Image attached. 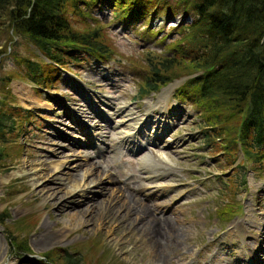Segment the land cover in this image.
I'll list each match as a JSON object with an SVG mask.
<instances>
[{
  "label": "rangeland",
  "instance_id": "rangeland-1",
  "mask_svg": "<svg viewBox=\"0 0 264 264\" xmlns=\"http://www.w3.org/2000/svg\"><path fill=\"white\" fill-rule=\"evenodd\" d=\"M93 6L89 15L107 21L113 59L84 56L76 65L60 67L51 89L35 92L18 77L0 87V96H12L6 100L9 104L33 115L13 145L0 140L2 154L7 153L0 159V264H24L27 253L31 254L27 258L46 255L54 264H63L65 253L77 264H251L252 258L264 264V161L257 174L256 165L244 161L239 152L231 162L216 148L214 142L219 141L204 143L199 107L188 96L175 97V86L160 107L147 109L158 93L139 96L147 72L142 50L168 54L178 38L175 24L191 20L192 14L176 12L167 19L159 11L120 23L111 21L107 6ZM5 26L6 20L0 18V75L15 66L8 51L29 53L21 37L9 41ZM18 86L31 91L35 102L25 104L15 92ZM149 101L152 104L146 107ZM104 102L129 113L124 119L146 115L153 122L155 138L147 120H140L138 136L144 139L139 150L129 154L126 144L118 143L120 134L114 127L122 115H106L110 107ZM93 139L97 145L92 148ZM37 161L66 165L84 161L79 168H89L91 176L95 172L93 184H100L93 192L65 194L64 168L32 184L26 166ZM15 171L16 176L3 180ZM72 175L77 178L76 172ZM117 189L132 195L129 203ZM100 190L111 195L99 194ZM100 195L105 196L102 201ZM88 197L100 202L89 207ZM140 207L176 228L171 242L162 240V231L171 229L157 224L152 228L135 213ZM234 225L238 232L231 237ZM45 232L50 240L42 245L40 235Z\"/></svg>",
  "mask_w": 264,
  "mask_h": 264
},
{
  "label": "trees",
  "instance_id": "trees-1",
  "mask_svg": "<svg viewBox=\"0 0 264 264\" xmlns=\"http://www.w3.org/2000/svg\"><path fill=\"white\" fill-rule=\"evenodd\" d=\"M106 3L111 21L120 23L159 11L167 19L176 12L192 14L189 23L176 26L178 38L167 55L142 50L147 72L139 96L172 79L196 74L174 95L188 96L199 107L204 143L219 141L214 142L216 148L231 162L239 150L259 174L264 161V0H0V18L6 20L9 41L21 37L29 52L20 56L8 51L15 66L0 75V87L18 77L35 85L36 91L51 89L60 67L76 65L86 55L113 59L107 22L89 15L93 4ZM7 99L12 96H0V140L13 145L33 115ZM12 135L13 139L8 137ZM2 151L0 159L7 156ZM65 254L63 264H77Z\"/></svg>",
  "mask_w": 264,
  "mask_h": 264
},
{
  "label": "bare ground",
  "instance_id": "bare-ground-1",
  "mask_svg": "<svg viewBox=\"0 0 264 264\" xmlns=\"http://www.w3.org/2000/svg\"><path fill=\"white\" fill-rule=\"evenodd\" d=\"M15 92L16 93H19L22 97H24V99H22L21 98V100L23 101V102H25V101H29L30 103H34L35 102V98H33L34 97V94L32 95V93H31V91H29L28 89H26L25 88V86H18V87H16L15 88ZM163 94L164 93H160L159 94V96H158V100H156L155 101V103H153V105L152 106H158V105H160L161 106V104L163 103ZM33 97H32V96ZM165 97V96H164ZM33 98V99H32ZM30 103H27L28 105H30ZM25 104H26V102H25ZM104 104H108L107 102H105ZM150 104H152V103H150ZM26 106V107H28V108H30V106ZM149 106H151V105H149ZM159 106V107H160ZM112 110V112L109 110V112H107L106 111V115H108V114H110V115H112V114H119V115H122V116H120L118 119H117V122H115V128L117 129V133L118 134H120V136L118 137V139H120V140H118V143H122V142H126L127 143V145L129 146V148L130 147H135V146H138V144L140 145V143H141V140L142 139H144V137L143 138H140L139 136H138V131H136V125H137V120L136 121H134V120H132V118H127V119H124L125 117H127V115H129V113H125L123 110H122V108H116L115 107V109L114 108H112L111 109ZM127 111V110H126ZM140 122V121H139ZM154 126H153V124H150V126H149V130H150V132L153 134L152 136H153V139L155 138V134L156 133H153L154 132ZM142 134V133H141ZM140 134V135H141ZM156 137H158L159 138V136H156ZM139 139V140H138ZM91 143H93L92 145H97V141L95 140V139H93L92 141H91ZM85 156V155H84ZM144 162V161H143ZM143 162H141L140 164H142ZM150 162V161H149ZM145 163V162H144ZM52 165V167L49 169V167L47 166V165ZM84 164V161L83 162H81V163H77V164H75V165H71V164H64V163H62V164H60V163H55V164H53L52 162H48V163H46L45 161H37V162H35V163H30V164H28L27 166H26V169L28 170V172H29V175H30V178H31V180L33 181L32 182V184H39V183H41L43 180H45V179H47V177L51 174V173H53V172H57V171H60V168H64V169H66V170H64L62 173L64 174V175H66L65 176V179H66V186H67V184H68V188L65 190V194H73L74 192L75 193H78V192H82V191H85L86 189H89L90 191L91 190H94V188L95 187H98L97 186V184H100V183H97V184H93L94 183V181H92L93 179V176L95 175V172L92 174L93 176H91V171L92 170H89V168L87 169V168H79L80 167V165H83ZM144 165V164H143ZM143 165H140V166H143ZM146 166V165H145ZM87 167V166H86ZM89 167V166H88ZM144 168V167H143ZM148 168V167H147ZM147 168H145V169H147ZM70 170V171H69ZM74 172H76L77 173V178H75V177H73V173ZM19 172H12V173H10V174H8L5 178H3V180L4 179H6V178H8V177H14V176H16L17 174H18ZM147 176V175H146ZM99 179V178H98ZM103 179V178H102ZM108 180H109V178H108ZM97 182H99V181H97ZM95 186V187H94ZM94 187V188H93ZM116 191V190H115ZM117 191H119L120 193V195L123 197V199H125L124 201L127 203H129V196H131L132 197V195L130 194V193H128V192H122V191H120L119 189H117ZM124 191H125V189H124ZM54 191H52L51 193H48L49 195H51L52 193H53ZM91 192H93V191H91ZM110 192H112V191H110ZM101 193H103L104 194V192H103V190H100L99 191V194H101ZM114 194H115V192H113ZM54 194V193H53ZM105 195V194H104ZM111 194L110 193H108V195L106 194L105 196L106 197H109ZM101 196V195H100ZM105 196H101V197H99L100 199V201H102L103 199H104V197ZM112 197V196H111ZM121 197V198H122ZM108 199V198H107ZM87 202H86V204L85 205H88L89 207L91 206V205H96V204H98V203H94L93 201L92 202H90V200H91V197H88V198H86L85 199ZM84 200V201H85ZM98 200V199H97ZM106 201V200H105ZM131 202H132V200H131ZM136 202V201H135ZM105 204H107V203H105ZM112 205V204H111ZM87 206V207H88ZM109 206V205H108ZM143 208H144V206H143ZM143 208H138L137 210H135V213L136 214H138V215H143L144 216V220H145V222H148L149 224H150V226L153 228L154 226H155V224H157L158 225V227L159 226H161V227H165L166 226V228H170L171 229V231H167V229H166V231H162V236L164 237V238H162V240H166L167 242L168 241H170L171 242V240H172V234H171V232H174V230L176 229L175 227H170L169 226V223H167V222H165V220H164V218H162V220H160L159 219V217L157 218V217H155V216H150V215H147V211L145 212L144 210H143ZM147 209V208H146ZM77 211H80V210H77ZM86 211V210H85ZM76 212V211H75ZM83 214V213H82ZM135 214V215H136ZM73 216L72 217H74L75 215H74V212H73V214H72ZM74 219V218H73ZM80 221V220H79ZM159 221H163V222H159ZM78 222V221H77ZM83 222V221H82ZM163 223H165V224H163ZM174 223V222H173ZM245 225V224H244ZM250 225V224H249ZM234 227V229H232V231L231 232H233L232 234H231V237H233V235L234 234H236L237 233V230H236V226L234 225L233 226ZM63 229L65 230V226L63 227ZM159 229V228H158ZM67 231V230H66ZM64 231H62V233H63ZM64 233H66V232H64ZM175 234V233H174ZM46 235H47V233L45 232V233H42V235H40L41 236V239H40V241L42 242V245L44 244L43 242H45L46 240H50V239H48L47 237H46ZM161 236V237H162ZM175 238L173 239L174 241L176 240V238H177V236H174ZM59 238V237H58ZM53 239V238H52ZM152 242V241H151ZM37 243H39V241L37 240ZM49 243V242H48ZM41 244V243H40ZM51 244V243H50ZM45 246H46V244H45ZM262 252V251H261ZM158 253H157V258H158ZM248 258V257H247ZM160 259V258H159ZM156 260V259H155ZM245 260V259H244ZM156 262V261H155ZM252 262L255 264V261H254V259L252 258Z\"/></svg>",
  "mask_w": 264,
  "mask_h": 264
},
{
  "label": "water",
  "instance_id": "water-1",
  "mask_svg": "<svg viewBox=\"0 0 264 264\" xmlns=\"http://www.w3.org/2000/svg\"><path fill=\"white\" fill-rule=\"evenodd\" d=\"M171 86V84H169V85H166L165 87H170Z\"/></svg>",
  "mask_w": 264,
  "mask_h": 264
}]
</instances>
